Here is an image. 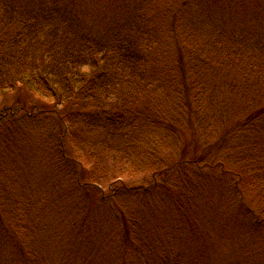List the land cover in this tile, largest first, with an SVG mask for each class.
Listing matches in <instances>:
<instances>
[{"label":"trees","instance_id":"16d2710c","mask_svg":"<svg viewBox=\"0 0 264 264\" xmlns=\"http://www.w3.org/2000/svg\"><path fill=\"white\" fill-rule=\"evenodd\" d=\"M13 93L28 97L0 103V264H264V209L241 197L264 201V0H0ZM130 170L146 185L116 182ZM220 216L250 245L219 251Z\"/></svg>","mask_w":264,"mask_h":264},{"label":"rangeland","instance_id":"374dc122","mask_svg":"<svg viewBox=\"0 0 264 264\" xmlns=\"http://www.w3.org/2000/svg\"><path fill=\"white\" fill-rule=\"evenodd\" d=\"M28 96H25V95H20L17 97V94L13 93L11 95H8V96H1L0 97V103H1V107H4V106H9L11 105L12 103L14 102H17V99H20V98H26ZM37 101L34 100L31 96H30V103L33 105H37L39 103H36ZM43 116L45 117H50V120L51 122H53L56 126L58 125L57 123V118L55 116H47L45 114H42ZM43 124L45 127H49L50 128V121H46L44 120H40L39 124ZM45 124H50V125H45ZM166 126L167 125H172L174 126L175 124H171L169 122V120H167L165 123H164ZM28 129H31V127L28 125L27 126ZM37 127H40V126H37ZM36 131L37 129L34 128ZM185 131V130H184ZM187 131V130H186ZM186 133V136H184V140L186 139V141H190L191 140V136H190V133ZM38 132V131H37ZM33 138H37L35 137L33 134L31 135ZM165 139L168 140L167 141V145H171L169 146L168 149H166L164 151V154L169 157L170 160H172L173 162L175 160H178L180 158V147L178 148H175L177 146V144H174V139L172 137H169L168 135H164ZM45 139V138H43ZM38 138L37 139H34L31 141V148L28 149L29 153L31 156H36L38 155L39 153V150L40 148L37 147L38 145ZM45 141V140H43ZM202 142V140H201ZM149 144L148 143H145V146L147 147V149H143L144 151V154H147V151H150L152 150V148H155V147H151V146H148ZM200 153V152H199ZM197 152V154H199ZM194 152H190L186 159L187 161H191L195 155ZM111 164V163H110ZM117 167H120V168H124L123 171L125 170V165H121V164H116ZM114 165L111 164V168L113 169ZM226 168H229L231 170H234V168L232 166H228ZM237 168V167H236ZM95 169L94 167V164L93 162H87V169L86 171H89V172H86L88 175L92 173V171ZM127 169V168H126ZM36 170L39 172V169L36 168ZM132 171L130 170L124 178H120L118 179L116 182H122L124 183L125 185H127L128 187H139V186H144L146 185V182H147V175H141V174H138V173H131ZM138 174V175H137ZM231 174H228L227 176H230ZM234 175V174H232ZM242 186V185H241ZM242 194H241V197H243V205L245 207H251L254 208L256 205H258V207H260V210L264 209V201L263 202H259V204H257L256 202L254 203V194L247 188L245 187L244 185L242 186ZM230 205H228L227 203L224 205V210L226 208H229ZM243 206V208H244ZM247 209V208H246ZM217 219L219 220H222L223 223H225V226L226 228L223 229V231H219L217 232L216 236H215V243H216V248L220 250H225V246L226 244L230 247H234L233 250H235V248H245L247 247L248 243L250 245V228H249V224L245 223V221L243 222V220H237V219H234V220H230V218L226 217V218H221L218 217ZM250 221V220H249ZM168 234H174L175 233V230L172 229L171 231H167ZM179 237L181 238H189V235L186 233V232H182L180 234H178ZM188 241V239H187ZM181 240H176V243L175 245L178 246V248H180V243ZM178 243V244H177ZM236 251V250H235ZM191 252L193 253V249H191ZM204 253L208 256V257H211V258H220L218 261L222 264H250L249 262H245L243 261L244 258L239 255V254H235V257L236 258H239L238 260L236 258H234L233 254L232 256L229 255V254H220L219 257H217V254L212 252L211 250L209 249H206L204 250ZM217 263V261H216ZM220 263H217V264H220Z\"/></svg>","mask_w":264,"mask_h":264}]
</instances>
